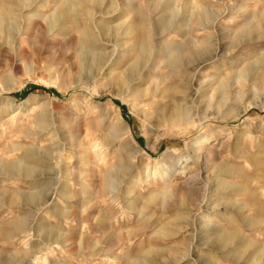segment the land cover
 Instances as JSON below:
<instances>
[{"label":"rangeland","instance_id":"rangeland-1","mask_svg":"<svg viewBox=\"0 0 264 264\" xmlns=\"http://www.w3.org/2000/svg\"><path fill=\"white\" fill-rule=\"evenodd\" d=\"M0 264H264V0H0Z\"/></svg>","mask_w":264,"mask_h":264}]
</instances>
